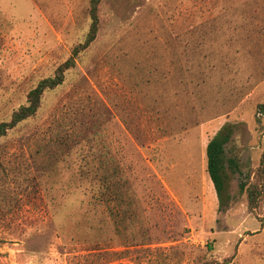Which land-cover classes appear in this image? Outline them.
<instances>
[{
  "label": "rangeland",
  "instance_id": "374dc122",
  "mask_svg": "<svg viewBox=\"0 0 264 264\" xmlns=\"http://www.w3.org/2000/svg\"><path fill=\"white\" fill-rule=\"evenodd\" d=\"M89 5L0 0V123L84 42ZM263 102L264 0H103L96 41L0 140V264H264V186L253 212L239 190L259 180ZM227 123L221 211L205 149ZM103 163L121 192L89 208V257L71 228Z\"/></svg>",
  "mask_w": 264,
  "mask_h": 264
},
{
  "label": "trees",
  "instance_id": "16d2710c",
  "mask_svg": "<svg viewBox=\"0 0 264 264\" xmlns=\"http://www.w3.org/2000/svg\"><path fill=\"white\" fill-rule=\"evenodd\" d=\"M102 1L90 0L88 11L90 26L84 42L73 48L70 58L59 65L51 77L41 80L28 93L25 105L20 106L18 110L13 112L9 121L0 123V140L6 137L10 131L36 116L41 109L44 95L63 85L66 75L75 68L80 55L96 41L100 31V6ZM256 114L264 117V102L256 107ZM234 131L233 125L224 124L209 140L205 149L206 172L216 192L221 211L228 208L232 201L230 194L232 176L239 172V166L235 159L228 158L226 154V146L231 142ZM97 170L100 171V177L96 180ZM257 173L259 177L257 184L251 186L239 185L240 192L246 194L250 212H253L256 208V202L261 195L260 188L264 186V154ZM83 175L85 181L81 187L84 199L79 207L81 215L73 224L71 231L81 244L87 246L84 251L88 253L89 257H92V252L99 249L95 247L94 228L91 223L89 208L99 203L105 209H108L113 196L115 199L120 198L118 194L121 192V185L119 183L111 184L110 169L104 163L95 171L88 169ZM89 175H92V177L89 178ZM66 225H62L63 231L66 230ZM64 233L68 234L69 231ZM229 262L230 260H225L222 263L209 261L204 264H228Z\"/></svg>",
  "mask_w": 264,
  "mask_h": 264
},
{
  "label": "crops",
  "instance_id": "0c3cea01",
  "mask_svg": "<svg viewBox=\"0 0 264 264\" xmlns=\"http://www.w3.org/2000/svg\"><path fill=\"white\" fill-rule=\"evenodd\" d=\"M232 141V140H231Z\"/></svg>",
  "mask_w": 264,
  "mask_h": 264
}]
</instances>
